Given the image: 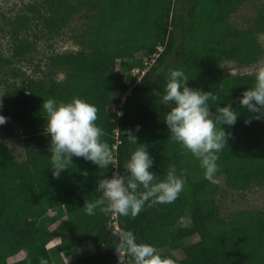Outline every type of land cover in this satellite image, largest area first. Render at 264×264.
<instances>
[{
	"label": "trees",
	"instance_id": "1",
	"mask_svg": "<svg viewBox=\"0 0 264 264\" xmlns=\"http://www.w3.org/2000/svg\"><path fill=\"white\" fill-rule=\"evenodd\" d=\"M62 1H45L43 9L51 15L36 17L41 20L40 31H60L54 14ZM244 1L116 0L118 9L123 10L118 18L100 14V47L87 55L79 52L50 59V71L67 68L65 81L58 82L47 72L45 78L26 79L6 94L7 106L25 132V160L15 162L0 144V264H39L41 257L54 264L47 246L56 238L65 255L67 247L79 248L86 240L94 246L93 253L63 264H117L121 231H131L138 243L155 246L176 264H264V212H240L228 219L220 216L216 186L204 178L199 160L170 138L165 122L170 109L162 104L169 71L176 69L188 77V87L219 97L215 103L209 101L214 114L218 107L230 103L239 115L234 126L221 125L231 136L218 154L216 176L223 174L226 189L232 192L244 191L253 183L264 185V119L245 124L253 114L239 103L243 92L254 87L255 76L232 75L220 67L224 61L248 66L262 54L255 33L264 31V7L248 29L235 30L227 24L230 14ZM34 17L24 16L18 22L20 29L33 27L37 21ZM100 30L124 32L127 37H103ZM138 46L147 48L146 58L152 63L137 81L128 70L143 68L142 59L135 57ZM32 50L30 42L17 39L13 56L21 58ZM116 61L118 69L113 66ZM74 97L98 107L96 123L111 151L114 131L121 130L115 154L119 175L127 174L125 165L138 147L128 141L129 130L138 144L147 145L154 160L150 171L158 180L166 177L170 165L176 166L178 174L187 170L185 188L175 202L152 207L146 204L135 218L117 214L119 232L115 236L107 229L109 213L97 209L89 216L84 211L85 201L102 195L98 184L109 177L111 164L99 168L73 156L69 169L48 185L47 178L53 177L51 137L45 132L42 105L49 98L70 102ZM137 125L139 131H135ZM189 206L190 224L183 229L184 238L195 239L184 257L177 258L172 253L170 233ZM48 211L52 216L45 215ZM20 252L24 253L21 259L9 261ZM130 259L124 254V264Z\"/></svg>",
	"mask_w": 264,
	"mask_h": 264
},
{
	"label": "clouds",
	"instance_id": "2",
	"mask_svg": "<svg viewBox=\"0 0 264 264\" xmlns=\"http://www.w3.org/2000/svg\"><path fill=\"white\" fill-rule=\"evenodd\" d=\"M253 74L254 87L244 91L239 99L241 107L253 114L245 120V124H250L253 119H264V65L256 67ZM188 80L182 70L169 71L166 94L162 98V104L170 109L165 122L170 138L199 160L204 178L215 183L219 171L218 154L231 136L221 125L234 126L239 113L229 103L218 107L214 114L209 101L215 103L219 97L211 91L188 87ZM42 107L47 113L45 132L51 137L49 151L53 178L58 179L61 172L69 169L73 156L82 157L99 168H106L113 162L109 145L101 139L104 131L96 123L97 106L74 97L70 102L49 98L44 100ZM6 122L7 118L0 115V125ZM139 128L137 125L135 131ZM126 136L131 144L138 145L125 165L127 174L104 177L99 181L98 191L102 195L84 204V211L89 216L95 215L99 209L104 214L135 218L144 211L146 204L152 207L175 202L185 188L186 169L178 174L176 166L170 165L166 177L158 180L157 175L150 171L154 160L148 153L147 145L138 144L132 130ZM84 174L87 175L86 172ZM118 238L119 251L131 257L127 264H176L174 259L162 256L155 246L138 243L131 231H121ZM119 261L124 264L120 255ZM39 264H48V261L41 257Z\"/></svg>",
	"mask_w": 264,
	"mask_h": 264
},
{
	"label": "rangeland",
	"instance_id": "3",
	"mask_svg": "<svg viewBox=\"0 0 264 264\" xmlns=\"http://www.w3.org/2000/svg\"><path fill=\"white\" fill-rule=\"evenodd\" d=\"M46 0H0V97L3 101V107L0 108V115L7 118V122L0 125V144L5 146L13 155L14 161L20 163L25 160L23 146L25 144V132L20 127L18 121L7 106L6 94L14 88L21 85L26 79L40 80L48 74L56 81H65L68 70L64 67L52 68L50 71V59L55 56L77 54H89L94 48L100 47L103 40L98 36L100 14L101 17H119L123 10L118 9L116 0H64L63 5H59L54 17L56 24L60 25V31L47 32L40 31L41 21L36 18L38 15H48L43 9ZM111 1V3L109 2ZM66 2L69 6H67ZM106 5L107 8H104ZM111 6V7H109ZM264 7V0H246L234 12L230 14L227 20L228 26L235 30H245L252 26L257 11ZM51 15V14H50ZM129 15V14H127ZM24 16H35L33 27L26 31L20 29L19 23L24 20ZM19 22V23H18ZM38 22V23H37ZM103 37H127L126 33L119 34L117 31L110 30L104 32L100 30ZM257 43L261 46L262 54L258 60L248 66H240L233 61H224L220 67L232 75H250L254 73L256 67L264 65V31L256 32ZM17 39H23L30 42L33 50L21 58L13 56V47ZM162 47H158L160 52ZM147 48L138 46L135 53L136 58L142 59L143 68H130L128 75L139 80L143 72L149 67V59L146 58ZM115 69L119 68V63H113ZM254 75V74H253ZM108 81L109 79L106 78ZM128 94V93H126ZM116 110L118 108L115 107ZM119 111V110H118ZM117 111V112H118ZM43 116L47 120V113L43 110ZM225 176L223 174L216 176V201L219 214L222 218L228 219L234 214L240 212H264V185L253 183L244 191H229L225 186ZM48 185H52L53 177L47 178ZM191 207L187 209L185 215L181 218L177 226L171 233L172 253L177 258H183L188 252V245L195 238H184L183 229L189 226V213ZM52 212H45L46 216H52ZM61 219L54 224L49 225V229L54 228ZM107 229L112 235V225L108 220ZM58 240L57 252L50 251L54 264H63L72 258L80 257L94 252V246L90 240H86L79 248L67 247V255ZM52 243L48 247L52 248ZM69 252V253H68ZM63 254V255H62ZM121 256V252H119ZM118 255V262L120 264ZM24 253L20 252L9 261L21 259ZM58 256L60 258L58 259ZM58 259V260H57ZM123 259V258H122ZM124 261V260H123Z\"/></svg>",
	"mask_w": 264,
	"mask_h": 264
},
{
	"label": "built area",
	"instance_id": "4",
	"mask_svg": "<svg viewBox=\"0 0 264 264\" xmlns=\"http://www.w3.org/2000/svg\"><path fill=\"white\" fill-rule=\"evenodd\" d=\"M123 101L121 102L122 105ZM121 105H119V107H121ZM121 115V112L118 113V116ZM121 130L120 129H116L114 131V137H115V143L113 145V150H112V154H113V162L111 163V169H110V175L109 178L111 176L117 175L118 173V164H117V158L115 156L116 154V149H117V145L120 143L119 141V134H121ZM110 214V223L112 225V229H113V233H117L119 232V226H118V221H117V214L115 213H109ZM121 257L124 258V253L121 252Z\"/></svg>",
	"mask_w": 264,
	"mask_h": 264
},
{
	"label": "crops",
	"instance_id": "5",
	"mask_svg": "<svg viewBox=\"0 0 264 264\" xmlns=\"http://www.w3.org/2000/svg\"><path fill=\"white\" fill-rule=\"evenodd\" d=\"M57 239H58V238L53 239V240L50 242V243H52V245H53L52 248L47 246L49 250L51 249V250L57 252V248H58V240H57ZM50 243H49V244H50ZM49 244H48V245H49ZM90 253H93V252H90ZM62 255H63V254H62ZM59 258H60V256H58V259H59ZM58 259H57V260H58Z\"/></svg>",
	"mask_w": 264,
	"mask_h": 264
}]
</instances>
